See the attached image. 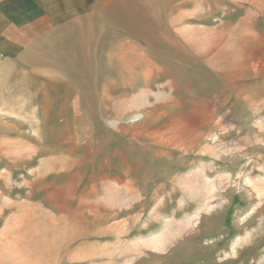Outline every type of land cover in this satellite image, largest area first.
<instances>
[{"label": "rangeland", "instance_id": "rangeland-1", "mask_svg": "<svg viewBox=\"0 0 264 264\" xmlns=\"http://www.w3.org/2000/svg\"><path fill=\"white\" fill-rule=\"evenodd\" d=\"M20 8L0 235L37 220L52 264H264V0Z\"/></svg>", "mask_w": 264, "mask_h": 264}, {"label": "crops", "instance_id": "crops-1", "mask_svg": "<svg viewBox=\"0 0 264 264\" xmlns=\"http://www.w3.org/2000/svg\"><path fill=\"white\" fill-rule=\"evenodd\" d=\"M22 16L20 0H0V25L4 24L5 19L8 24L18 25ZM36 223L37 220H25L16 226L8 227L9 230L0 235V246L5 249L0 264H52V260L40 252L46 247L44 235H36L34 230H30L31 227L28 228L29 224L34 227Z\"/></svg>", "mask_w": 264, "mask_h": 264}]
</instances>
